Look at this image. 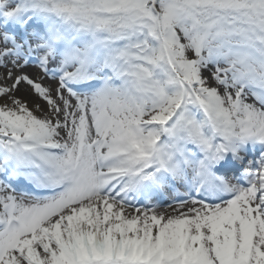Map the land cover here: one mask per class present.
Listing matches in <instances>:
<instances>
[{
    "label": "snow or ice",
    "instance_id": "1",
    "mask_svg": "<svg viewBox=\"0 0 264 264\" xmlns=\"http://www.w3.org/2000/svg\"><path fill=\"white\" fill-rule=\"evenodd\" d=\"M0 264H264V0H0Z\"/></svg>",
    "mask_w": 264,
    "mask_h": 264
},
{
    "label": "bare ground",
    "instance_id": "2",
    "mask_svg": "<svg viewBox=\"0 0 264 264\" xmlns=\"http://www.w3.org/2000/svg\"><path fill=\"white\" fill-rule=\"evenodd\" d=\"M26 71L30 74L36 73V69H34V68H29ZM43 82L46 85L50 84L53 87V89H55V87H56L55 82L49 81L47 79H45ZM17 96L28 100L29 107H31L33 102L35 101V97L32 96L30 89L26 88L25 86L21 87L20 91L17 93ZM37 115H39V113H37ZM170 199H171V197L166 196V197L160 198L158 201H154V202H158L159 204L164 205L165 203H169ZM169 211H170V209H169Z\"/></svg>",
    "mask_w": 264,
    "mask_h": 264
},
{
    "label": "rangeland",
    "instance_id": "3",
    "mask_svg": "<svg viewBox=\"0 0 264 264\" xmlns=\"http://www.w3.org/2000/svg\"><path fill=\"white\" fill-rule=\"evenodd\" d=\"M49 85V84H48ZM27 88V86H25ZM52 87V86H51ZM31 92V91H30ZM42 103V102H41Z\"/></svg>",
    "mask_w": 264,
    "mask_h": 264
}]
</instances>
